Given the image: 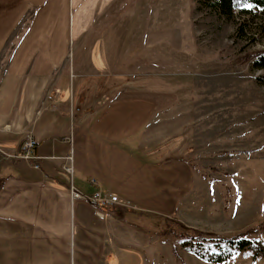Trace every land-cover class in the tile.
Returning a JSON list of instances; mask_svg holds the SVG:
<instances>
[{"label":"crops","instance_id":"crops-1","mask_svg":"<svg viewBox=\"0 0 264 264\" xmlns=\"http://www.w3.org/2000/svg\"><path fill=\"white\" fill-rule=\"evenodd\" d=\"M116 1L0 0V264H164L147 251L158 236L150 214L192 217L200 200L213 198V182L193 166L200 136L210 135V145L212 133L188 127L190 117L170 133L176 136H162L167 121L197 108V98L171 113L164 101L142 97L152 108L132 131L107 95L97 106V96L83 95L79 75L103 71L110 58L98 49L100 38L85 70L73 60L75 45ZM27 132L36 160L12 155ZM71 185L119 201L99 209L72 198Z\"/></svg>","mask_w":264,"mask_h":264},{"label":"rangeland","instance_id":"rangeland-1","mask_svg":"<svg viewBox=\"0 0 264 264\" xmlns=\"http://www.w3.org/2000/svg\"><path fill=\"white\" fill-rule=\"evenodd\" d=\"M197 4L117 0L95 17L91 32L75 45L73 60L89 69L94 44L103 38L98 49L110 62L101 72L80 74V88L87 98L97 96L96 106L107 95L112 110L129 117L132 131L142 127L146 108H152L142 97L164 101V110L171 113L189 107L187 99H198L196 109L167 121L162 136H176L170 133L190 117L188 127L211 132L210 145V135L200 136L193 166L215 188L213 198L200 200L192 217L178 219L207 237L227 236L264 220V67H253L249 60L250 53L264 48V7L247 4L249 10L223 16L197 9ZM175 98L183 102L177 106ZM153 215L149 225L158 236L147 249L150 258L162 257L164 264L169 258L177 264H264V257L252 258L248 249L220 263L205 261L183 250L175 219ZM257 236L264 239L263 232Z\"/></svg>","mask_w":264,"mask_h":264},{"label":"trees","instance_id":"trees-1","mask_svg":"<svg viewBox=\"0 0 264 264\" xmlns=\"http://www.w3.org/2000/svg\"><path fill=\"white\" fill-rule=\"evenodd\" d=\"M197 3V9L208 8L223 16H229L235 9L249 10L251 6L245 7L246 4L264 7V0H197ZM249 60L253 67H264V48L250 53ZM260 78L259 76L258 79ZM175 220L180 226L183 237L182 248L205 261L220 263L245 249L252 253V258L264 257V239L257 236L264 233V220L254 222L245 229L227 236L210 235L208 237L203 230L186 226L178 219Z\"/></svg>","mask_w":264,"mask_h":264},{"label":"built area","instance_id":"built-area-1","mask_svg":"<svg viewBox=\"0 0 264 264\" xmlns=\"http://www.w3.org/2000/svg\"><path fill=\"white\" fill-rule=\"evenodd\" d=\"M65 139V138H64ZM36 139L31 132H27L19 144L18 149L12 154L14 158L24 160H36L39 156L35 153ZM67 158H71L68 156ZM34 167H38V163L33 164ZM65 169L71 171V165H66ZM91 182H95L94 178L90 179ZM70 194L72 198H80L87 201L99 209H107L111 205L119 201L116 194L107 190H95L92 193H82L77 190L74 186H70Z\"/></svg>","mask_w":264,"mask_h":264},{"label":"snow or ice","instance_id":"snow-or-ice-1","mask_svg":"<svg viewBox=\"0 0 264 264\" xmlns=\"http://www.w3.org/2000/svg\"><path fill=\"white\" fill-rule=\"evenodd\" d=\"M244 6H245V7H249L250 5H247V4H246V5H244Z\"/></svg>","mask_w":264,"mask_h":264}]
</instances>
